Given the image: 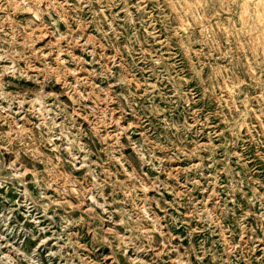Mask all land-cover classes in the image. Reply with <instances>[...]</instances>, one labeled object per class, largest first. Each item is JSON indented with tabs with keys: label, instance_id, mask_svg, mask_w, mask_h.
Instances as JSON below:
<instances>
[{
	"label": "rangeland",
	"instance_id": "374dc122",
	"mask_svg": "<svg viewBox=\"0 0 264 264\" xmlns=\"http://www.w3.org/2000/svg\"><path fill=\"white\" fill-rule=\"evenodd\" d=\"M0 264H264V0H0Z\"/></svg>",
	"mask_w": 264,
	"mask_h": 264
}]
</instances>
